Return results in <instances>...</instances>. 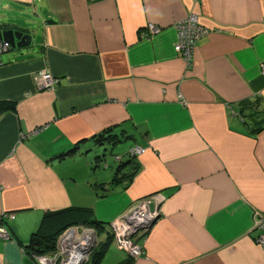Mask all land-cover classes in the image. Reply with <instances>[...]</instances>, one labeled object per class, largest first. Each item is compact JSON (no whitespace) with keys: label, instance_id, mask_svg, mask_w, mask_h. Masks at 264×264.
Segmentation results:
<instances>
[{"label":"crops","instance_id":"1","mask_svg":"<svg viewBox=\"0 0 264 264\" xmlns=\"http://www.w3.org/2000/svg\"><path fill=\"white\" fill-rule=\"evenodd\" d=\"M191 13L207 33L186 67ZM9 28L31 45L0 66V264H39L42 215L69 208L103 223L86 264H264V0H0ZM141 199L158 216L132 259L109 223Z\"/></svg>","mask_w":264,"mask_h":264},{"label":"built area","instance_id":"2","mask_svg":"<svg viewBox=\"0 0 264 264\" xmlns=\"http://www.w3.org/2000/svg\"><path fill=\"white\" fill-rule=\"evenodd\" d=\"M173 28L177 37L174 50L180 54L186 67H190L196 43L207 33V29L199 23L194 13L175 23ZM144 32L148 36L158 34L161 32V27L148 23ZM8 49H10L9 44L0 40V66L3 65L2 53ZM259 72L264 77V64L259 66ZM39 81L46 89L54 88L55 80L49 73H41ZM142 151L139 146L130 149L133 154ZM148 204L149 199H141L109 223L111 242L132 259L143 257L145 254L143 247L135 241L136 235L144 234L158 216V212L150 213ZM9 218L12 219L13 215H9ZM253 228L258 230L255 241L264 246V215L258 216ZM91 236L96 242L95 229L90 225L81 223L65 227L56 239L55 251L37 256L39 264H85L96 244L89 248L92 244ZM0 237L9 239V233L3 227H0Z\"/></svg>","mask_w":264,"mask_h":264},{"label":"trees","instance_id":"3","mask_svg":"<svg viewBox=\"0 0 264 264\" xmlns=\"http://www.w3.org/2000/svg\"><path fill=\"white\" fill-rule=\"evenodd\" d=\"M9 108H12L11 104L0 102V114L7 111ZM81 223L94 227L97 232H99L103 226V223L92 220L91 211L89 209L69 208L45 212L40 219L36 231L32 234V250L36 254H44L52 251L55 247L56 237L62 229L72 224ZM101 252L102 251L96 253L97 256L100 255Z\"/></svg>","mask_w":264,"mask_h":264},{"label":"water","instance_id":"4","mask_svg":"<svg viewBox=\"0 0 264 264\" xmlns=\"http://www.w3.org/2000/svg\"><path fill=\"white\" fill-rule=\"evenodd\" d=\"M0 40L9 44L11 49H23L27 48L31 45V36L24 33L20 30L14 29H3L0 30ZM157 205L155 208L150 210V213L157 212L156 211ZM92 244L89 246L91 248L95 244V238L91 236ZM83 249V248H82Z\"/></svg>","mask_w":264,"mask_h":264},{"label":"rangeland","instance_id":"5","mask_svg":"<svg viewBox=\"0 0 264 264\" xmlns=\"http://www.w3.org/2000/svg\"><path fill=\"white\" fill-rule=\"evenodd\" d=\"M1 61H2V64H4L5 63V61H4V59H3V56L1 57ZM118 136V135H117ZM132 145V141H129V140H121L119 143H117L112 149H113V152L114 153H120L123 157H125V156H128V151H129V147ZM133 148V147H132ZM142 153V152H141ZM141 153H139V154H141ZM129 154L131 155V156H137V155H139V154H133V153H131L130 151H129ZM93 229H94V227H93ZM63 230V229H62ZM61 230V231H62ZM61 231L59 232V234L61 233ZM58 234V235H59ZM58 235H57V237H58ZM57 237H56V239H57ZM55 242H56V240H55ZM96 243V242H95ZM53 251H55V247H54V249L52 250V251H50V252H47V253H44V254H37L36 256H44L45 254H49V253H51V252H53ZM36 254V253H35ZM90 254H92V252L90 253ZM38 258V257H37ZM87 263V262H86ZM85 263V264H86Z\"/></svg>","mask_w":264,"mask_h":264}]
</instances>
